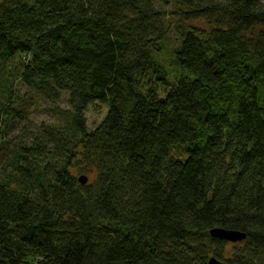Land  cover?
<instances>
[{
    "label": "trees",
    "instance_id": "1",
    "mask_svg": "<svg viewBox=\"0 0 264 264\" xmlns=\"http://www.w3.org/2000/svg\"><path fill=\"white\" fill-rule=\"evenodd\" d=\"M211 258L264 264V0H0V264Z\"/></svg>",
    "mask_w": 264,
    "mask_h": 264
},
{
    "label": "rangeland",
    "instance_id": "2",
    "mask_svg": "<svg viewBox=\"0 0 264 264\" xmlns=\"http://www.w3.org/2000/svg\"><path fill=\"white\" fill-rule=\"evenodd\" d=\"M61 107H65V106L62 105ZM48 109L49 107L46 106L45 104L40 105L37 111L31 115L30 121L28 122L27 125L26 132L28 133L36 132L42 121H45V123H49L52 121L53 117H51L50 114L48 113L47 111ZM107 111H108L107 107L100 103L88 107L85 115L87 118V125L89 130L95 129L103 121V119L107 114ZM11 135H13V133ZM14 136H19L21 138L22 132L21 133L16 132L14 133Z\"/></svg>",
    "mask_w": 264,
    "mask_h": 264
},
{
    "label": "water",
    "instance_id": "3",
    "mask_svg": "<svg viewBox=\"0 0 264 264\" xmlns=\"http://www.w3.org/2000/svg\"><path fill=\"white\" fill-rule=\"evenodd\" d=\"M80 182L82 184H86L88 182V178L86 176H82L80 178ZM210 235L215 239H219L231 243H238L244 241L247 238V234L242 231L229 230L220 227L213 228L210 231ZM209 264H227V263L222 262L216 258H211Z\"/></svg>",
    "mask_w": 264,
    "mask_h": 264
}]
</instances>
